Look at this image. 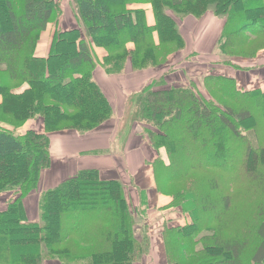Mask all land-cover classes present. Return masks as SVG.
<instances>
[{"label": "trees", "instance_id": "1", "mask_svg": "<svg viewBox=\"0 0 264 264\" xmlns=\"http://www.w3.org/2000/svg\"><path fill=\"white\" fill-rule=\"evenodd\" d=\"M73 5L78 26L61 29L60 0H0V193H16L0 209V264H134L149 252L153 204L132 176L136 204L116 175L82 168L43 189L39 219H29L25 199L51 167V134L91 132L113 115L92 79L97 65L108 75H135L183 55L185 40L168 11L200 19L212 9L223 17L217 53L224 56L264 49V0ZM49 23L56 26L47 53L36 56ZM202 83L210 97L191 79L173 86L162 78L127 101L130 119L154 129L146 130L158 153L151 190L170 198L155 212L180 209L188 218L162 224V264H264V92L239 90L233 78L211 73Z\"/></svg>", "mask_w": 264, "mask_h": 264}, {"label": "crops", "instance_id": "2", "mask_svg": "<svg viewBox=\"0 0 264 264\" xmlns=\"http://www.w3.org/2000/svg\"><path fill=\"white\" fill-rule=\"evenodd\" d=\"M60 1L63 3V13L57 26L61 29L78 26V20L74 13L73 0ZM131 7L137 8L141 6L133 5ZM143 7L146 10L147 23L152 25L154 23V17L150 5L145 4ZM168 12L175 18L178 29L185 40L186 47L183 50V54H187L186 58L197 59L199 55L217 56V54H214L217 53V40L224 25L223 17L214 15L212 9H208L200 19L192 15L181 18L175 16L170 11ZM54 26L56 25L49 23L45 31L46 34H44V32L41 33L34 52L36 56L41 57L46 55L48 42ZM43 35H47L45 50H41V52L38 53L37 49L41 45L40 39ZM133 47V43L127 44L129 50L133 49ZM177 54L171 55L168 63L135 75H132V73L128 74L127 72L123 75H108L100 65H97L93 71V76L95 75L99 83L98 85L109 100L113 108L115 119L111 118L98 129L84 134L73 130L51 134L50 153L53 171L50 178L56 180L61 172H67L68 174L66 176H70L82 168L93 167L102 171V173L104 171L106 174L116 175L124 185L129 182V177L132 176L138 185H141L142 182H147V186L143 185V187L148 188L149 183L151 182L150 184H152V170L150 164L157 157L156 154L148 149L149 146L144 144L143 135L139 136L137 134L139 140H136L132 132L130 134V139H127L125 145L121 144L122 149L114 142V138L117 135L118 123L125 109L126 101H128L131 95L141 90L144 86L148 85L153 80L162 78L173 86L187 85V77L193 80V82H197L195 80L196 78L191 75L192 68H189L191 62L184 67L183 77L181 76L179 78L178 70H176L179 64H176V62L180 60L182 55L176 56ZM226 60H229L232 64L240 68L237 69L232 65L224 64L221 66V76L233 78L239 90L260 89L264 92V49L259 50L254 57L231 56ZM208 64L209 63H207V65ZM214 70H216L215 67L211 65L205 67L203 72L199 75V78L202 80L208 73L213 74ZM171 74H173L174 77H172ZM174 79L176 81H173ZM113 146L117 149H114ZM122 166L128 174L124 173ZM166 198H168V200H165L164 203L159 199L157 201L158 205L163 206L167 204L170 198L168 196ZM133 202L136 204V196ZM155 204L156 202L151 207H155ZM155 210L152 212H155ZM169 210L172 212L175 211L172 208H169ZM177 210L178 209H176V211ZM177 213L180 217L182 216L181 213ZM29 219H31L30 216ZM184 220H188V218L182 216V220H179L177 217L174 222ZM165 262L166 255L162 236L158 234L150 237V248L147 255H143L134 264H162Z\"/></svg>", "mask_w": 264, "mask_h": 264}, {"label": "rangeland", "instance_id": "3", "mask_svg": "<svg viewBox=\"0 0 264 264\" xmlns=\"http://www.w3.org/2000/svg\"><path fill=\"white\" fill-rule=\"evenodd\" d=\"M2 9V8H1ZM0 9V10H1ZM1 18L3 21H6V18L4 16V14L1 13ZM47 29V28H46ZM46 29L43 30L42 32H44V34H46ZM41 32V33H42ZM46 41H47V35H43L40 39V46L38 47L37 49V52L40 53L41 50H45V45H46ZM216 49V47H215ZM217 56H213V55H204V56H201L199 55L197 57V59H192V58H186V55L187 54H183L180 58L179 61L176 62V64H179L178 68H176V70L178 69V76L179 78L183 75H182V70L183 68L188 65L189 62H191L190 67L189 68H192V71H191V75L196 78L195 80L197 82H194L195 83V86L197 88V91L207 97H210L208 94H207V91L206 89L203 87V83H202V80L199 78V75L203 72L204 68L205 67H208L209 65H211L212 67H215L216 70L213 71V74L214 75H220L222 74L220 71H221V66L224 65V62L223 61H226V59L229 58V56H224L222 54H219L218 53H215L214 55ZM215 61H214V60ZM221 60V61H220ZM180 62V63H178ZM207 63H209L207 65ZM221 64V65H220ZM211 68V67H210ZM173 71V70H172ZM172 77H174L173 74H171ZM93 80L99 84L95 78V75L92 76ZM188 79V77H187ZM183 80V79H182ZM173 81H176L175 79ZM52 90V89H51ZM130 98V97H129ZM134 108V105L129 103H127L126 101V104H125V109L123 110V114L121 115V119L118 123V127H117V135L115 136L114 138V142L117 143L119 146V148L122 146V145H125V142L127 141V139L129 140L130 139V134L133 132V136L136 140H139V138H137V134L140 136V135H143L142 138H143V141H144V144H146L148 147L149 150H152L156 156L158 155L157 151L148 143L149 139L147 137V133H146V130H154L152 126L146 124V123H143V122H139V121H134V120H131L130 119V115H131V110ZM111 118H114V113L112 115ZM110 118V119H111ZM115 119V118H114ZM113 119V120H114ZM115 121V120H114ZM16 132V131H14ZM67 132V131H66ZM129 137V138H128ZM122 144V145H121ZM114 149H117L115 146H113ZM151 148V149H150ZM122 149V147H121ZM113 150V149H112ZM114 151V150H113ZM115 152V151H114ZM121 153V152H120ZM53 167L51 166L49 169H47L43 174H42V178L40 179V183H39V187H38V190L37 192H32L26 199L25 201L27 202V206H28V211H29V215L31 217V219H33L34 221H37L39 218H38V200H39V193L43 190V189H47V188H50L52 186H54V183L55 181H57L61 176L65 177L68 173L67 172H61V174L59 175V177L56 179V180H52L50 178V175L53 171L52 169ZM122 169L124 170V173L125 174H128L127 171L123 168L122 166ZM121 178V177H120ZM122 182V181H121ZM150 182V181H149ZM151 183V182H150ZM149 183V186H148V194H147V197L149 198V203L150 205H154V203L156 202L155 204V207H151V212L155 209H157V207H160L157 203V201L159 199L162 200V202L164 203L165 200H168V198L166 197H163L164 195L162 194H159L157 191L155 190H151L150 187H153L155 186L153 183L150 184ZM50 184V185H49ZM142 185H145L147 186V182H142ZM125 191H126V194L127 196L129 197V201H130V204L132 205L133 204V201H135V190H134V186L132 184H130L129 182H127V184L125 185ZM14 193L13 191H6V192H2L0 193V209H4L6 208L8 202L13 199L14 197ZM134 193V194H133ZM16 194V193H15ZM16 197V196H15ZM138 200L137 196H136V201ZM161 202V203H162ZM181 213L180 209L179 210H175V211H167V210H164V212H153L154 215L152 214L151 216V221L149 223V228H148V233L150 234L149 236H152V235H161L160 234V228L162 226V224L164 222H170V224H175L174 220L177 219V217L179 218V220H182V216L180 217V215H178V213ZM163 220V221H161ZM140 227V226H138ZM137 232H139L137 230ZM137 237H139V235L137 234ZM150 239V238H149Z\"/></svg>", "mask_w": 264, "mask_h": 264}]
</instances>
